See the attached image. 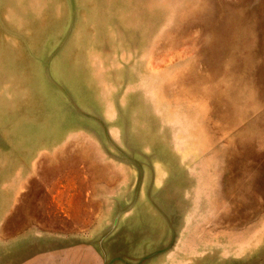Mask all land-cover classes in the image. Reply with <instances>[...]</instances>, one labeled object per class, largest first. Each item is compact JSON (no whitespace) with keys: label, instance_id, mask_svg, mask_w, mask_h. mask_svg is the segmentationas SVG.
Here are the masks:
<instances>
[{"label":"rangeland","instance_id":"374dc122","mask_svg":"<svg viewBox=\"0 0 264 264\" xmlns=\"http://www.w3.org/2000/svg\"><path fill=\"white\" fill-rule=\"evenodd\" d=\"M264 264V0H0V264Z\"/></svg>","mask_w":264,"mask_h":264},{"label":"crops","instance_id":"0c3cea01","mask_svg":"<svg viewBox=\"0 0 264 264\" xmlns=\"http://www.w3.org/2000/svg\"><path fill=\"white\" fill-rule=\"evenodd\" d=\"M73 254H74V253H71V252L67 254V256H68V257H67V263H68V264L73 260V259H72V256H74ZM83 264H85V263H83Z\"/></svg>","mask_w":264,"mask_h":264}]
</instances>
